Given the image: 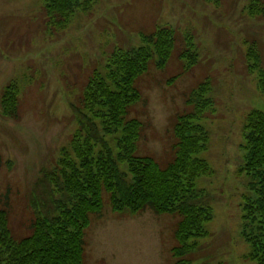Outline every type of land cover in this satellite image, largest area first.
<instances>
[{
  "label": "rangeland",
  "instance_id": "374dc122",
  "mask_svg": "<svg viewBox=\"0 0 264 264\" xmlns=\"http://www.w3.org/2000/svg\"><path fill=\"white\" fill-rule=\"evenodd\" d=\"M255 1L99 0L65 30L49 32L43 0H0V208H9L15 236L29 232L31 200L76 128L70 102L91 71L115 47L138 46L141 33L168 26L176 34L169 61L162 69L151 65L136 83L142 98L131 115L144 123L138 152L161 164L172 159L175 117L190 110L189 92L210 78L215 105L201 121L209 144L199 155L213 174L199 176L197 186L214 216L192 257L195 264H258L247 258L251 247L242 234L244 196L253 192L243 128L251 110L264 111V93L247 62L250 44L264 65V14L250 13ZM183 48L195 54L190 68L180 58ZM13 80L21 87L19 116L8 118L1 95ZM177 222L170 213L114 211L105 196L102 213L91 216L86 231L85 261L173 264Z\"/></svg>",
  "mask_w": 264,
  "mask_h": 264
},
{
  "label": "trees",
  "instance_id": "16d2710c",
  "mask_svg": "<svg viewBox=\"0 0 264 264\" xmlns=\"http://www.w3.org/2000/svg\"><path fill=\"white\" fill-rule=\"evenodd\" d=\"M98 1L43 0L46 29L65 30ZM250 13L264 14L259 0L251 5ZM141 40L138 46L115 47L106 54L101 66L91 71L80 95L70 102L76 128L56 162L43 172V190L31 200L34 215L28 234L15 236L9 208H0V264H87L86 231L91 216L102 213L105 196L114 211L176 215L173 264H195L192 255L199 240L208 236L206 226L214 216L205 191L197 186L199 176L213 174L209 162L199 155L209 144V132L201 121L214 109L212 85L210 78L200 82L186 98L190 110L177 113L170 161L161 164L140 154L144 123L131 115L142 98L136 83L151 65L166 66L176 46V34L171 27L158 26L151 33H141ZM180 58L187 68L196 62L195 54L185 48ZM247 62L264 93V65L254 45H248ZM20 94L17 80L4 87L3 115L19 116ZM243 136L247 150L244 169L252 178L253 192L244 196L242 234L251 247L247 258L264 264V111L248 113ZM3 162L0 153V167Z\"/></svg>",
  "mask_w": 264,
  "mask_h": 264
}]
</instances>
